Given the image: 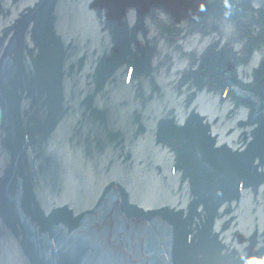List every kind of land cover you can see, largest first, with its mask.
<instances>
[{
  "label": "water",
  "instance_id": "water-1",
  "mask_svg": "<svg viewBox=\"0 0 264 264\" xmlns=\"http://www.w3.org/2000/svg\"><path fill=\"white\" fill-rule=\"evenodd\" d=\"M0 264H264V0H0Z\"/></svg>",
  "mask_w": 264,
  "mask_h": 264
}]
</instances>
